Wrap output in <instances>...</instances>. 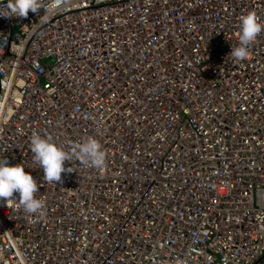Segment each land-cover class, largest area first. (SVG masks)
<instances>
[{
	"label": "built area",
	"instance_id": "obj_1",
	"mask_svg": "<svg viewBox=\"0 0 264 264\" xmlns=\"http://www.w3.org/2000/svg\"><path fill=\"white\" fill-rule=\"evenodd\" d=\"M8 3L0 159L44 207L0 201V264H264V31L229 55L264 0H40L5 18ZM36 134L95 138L106 165L73 159L48 183Z\"/></svg>",
	"mask_w": 264,
	"mask_h": 264
},
{
	"label": "clouds",
	"instance_id": "obj_2",
	"mask_svg": "<svg viewBox=\"0 0 264 264\" xmlns=\"http://www.w3.org/2000/svg\"><path fill=\"white\" fill-rule=\"evenodd\" d=\"M40 0H9L8 11L3 14L5 18L13 16L27 18L29 12L36 13ZM241 27L237 33L239 46L233 48L229 55L234 61H243L249 55V46L257 36L264 31V23L254 12L240 18ZM31 151L34 161L43 169V179L48 183L61 182L63 173H71L72 167H66L67 161L78 160L86 167L103 169L106 165V151L95 138H88L82 143L73 144L66 149L57 144L51 136L33 135L31 138ZM38 182L31 172L25 171L20 163L10 165L7 158L0 159V201H5L9 207L13 202L19 203L28 214L42 211L43 201L37 198ZM19 194L17 200L16 194Z\"/></svg>",
	"mask_w": 264,
	"mask_h": 264
},
{
	"label": "bare ground",
	"instance_id": "obj_3",
	"mask_svg": "<svg viewBox=\"0 0 264 264\" xmlns=\"http://www.w3.org/2000/svg\"><path fill=\"white\" fill-rule=\"evenodd\" d=\"M145 82V81H144ZM87 228V226H85Z\"/></svg>",
	"mask_w": 264,
	"mask_h": 264
}]
</instances>
